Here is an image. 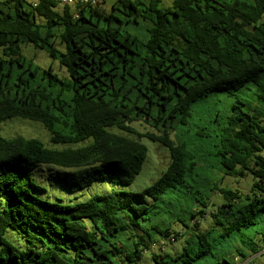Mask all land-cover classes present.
Here are the masks:
<instances>
[{"label": "trees", "instance_id": "trees-1", "mask_svg": "<svg viewBox=\"0 0 264 264\" xmlns=\"http://www.w3.org/2000/svg\"><path fill=\"white\" fill-rule=\"evenodd\" d=\"M263 17L264 0H113L109 10L100 0H0V123L38 121L51 143L69 145L0 135V264H139L157 246L154 264H235L232 252L262 251ZM23 44L45 50L66 75L36 64ZM221 92L234 99L226 121L208 114L210 129L195 133L207 139L192 151L184 139L194 106ZM142 137L171 153L142 192L115 189L72 204L41 197L34 170L42 164L59 167L55 176L71 192L103 179L129 184L147 157ZM198 156L209 178H255L246 194L213 189L223 199L214 212L220 226L206 230V212L192 203L206 202L193 189ZM167 215L183 227L155 222Z\"/></svg>", "mask_w": 264, "mask_h": 264}, {"label": "rangeland", "instance_id": "rangeland-1", "mask_svg": "<svg viewBox=\"0 0 264 264\" xmlns=\"http://www.w3.org/2000/svg\"><path fill=\"white\" fill-rule=\"evenodd\" d=\"M173 1L174 0H162V6L169 7L172 5ZM100 2L106 10H109L113 0H100ZM22 51L36 64L42 67H48L52 65L58 73L63 76L66 75L65 68L61 66L58 61L53 60L45 50L35 48L32 44H23ZM238 93H240V95L243 94L241 91ZM233 100L234 99L232 97L221 92L209 97V99H207V101H205L204 105L201 107H198L195 104L191 125L187 131L185 128H183L184 131L190 132L188 136L185 137L184 141L188 144V147L191 148L192 151H194L193 148H195L196 142L201 143L207 139L195 136L196 131H198L200 128H208V130L210 129V124L207 121V115H216L220 111L223 115L219 122L225 123V110L227 108L230 109ZM131 125L142 133L156 132L154 128L144 122H134ZM208 130L204 133L208 134ZM0 135L8 138L17 136L38 138L44 144L52 148H63L69 146L51 143L50 134L42 123L22 117H12L0 123ZM171 138L176 141L175 134H172ZM141 142L147 148V157L141 171L134 176L133 180L129 184L124 185L114 179H103L95 181L92 185L77 192H71L64 185V183L55 176V173L59 167L53 164H42L34 170V180L43 187V191L40 192L41 197L50 201H60L63 203L72 204L84 202L94 195L110 193L115 189L142 192L144 189L151 186L169 165L171 161V153L170 149L160 142L152 141L146 137H142ZM205 146L208 148L209 152L212 150L210 144L206 143ZM212 159L215 160V158ZM195 161L197 164L195 169H197V173L201 174V177L196 178L198 180L199 186L193 189L198 190L200 192L201 199L205 200L206 202L205 204H202L200 202L192 201V203H194L199 209H202L206 212V216L202 220V224L200 226L202 230H206L209 229V227L217 225L215 223L216 220L214 217V212L217 210L223 200L221 194L217 191H213V189L217 186L218 188H226L233 191L240 190L246 194L254 190L253 185L255 178L252 174H247L244 177L226 176L225 179H221V176L217 174V176H212L209 178L204 171L205 169L201 167L202 159H200L198 156L195 158ZM191 179L192 177H190V180ZM149 202H152L151 198H149ZM159 221L164 222L166 225H172V228L174 229L183 227L181 222H172V217L170 215L155 220V222ZM176 247L180 248L181 244H176ZM156 248L149 250L147 254L139 260V264H154L152 260V254L154 251H159ZM228 258L233 261H235V258H237L235 264H264V249L256 254H251V256L247 258H244L238 252H232L229 254Z\"/></svg>", "mask_w": 264, "mask_h": 264}, {"label": "built area", "instance_id": "built-area-1", "mask_svg": "<svg viewBox=\"0 0 264 264\" xmlns=\"http://www.w3.org/2000/svg\"><path fill=\"white\" fill-rule=\"evenodd\" d=\"M61 4H71L74 3L76 0H59ZM82 2H91L93 4L97 3V0H81ZM237 258H235V262H236Z\"/></svg>", "mask_w": 264, "mask_h": 264}]
</instances>
